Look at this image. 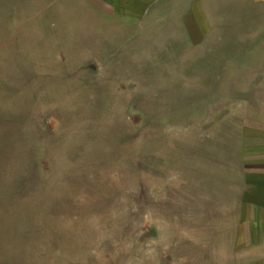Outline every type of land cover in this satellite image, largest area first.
Instances as JSON below:
<instances>
[{"label": "rangeland", "instance_id": "rangeland-1", "mask_svg": "<svg viewBox=\"0 0 264 264\" xmlns=\"http://www.w3.org/2000/svg\"><path fill=\"white\" fill-rule=\"evenodd\" d=\"M0 264H264V0H0Z\"/></svg>", "mask_w": 264, "mask_h": 264}]
</instances>
